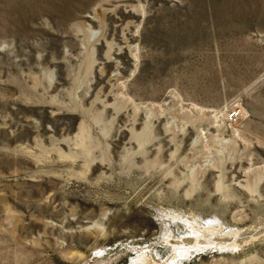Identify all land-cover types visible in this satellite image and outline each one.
<instances>
[{
	"label": "rangeland",
	"instance_id": "obj_1",
	"mask_svg": "<svg viewBox=\"0 0 264 264\" xmlns=\"http://www.w3.org/2000/svg\"><path fill=\"white\" fill-rule=\"evenodd\" d=\"M137 248L264 264V0H0V264Z\"/></svg>",
	"mask_w": 264,
	"mask_h": 264
},
{
	"label": "bare ground",
	"instance_id": "obj_2",
	"mask_svg": "<svg viewBox=\"0 0 264 264\" xmlns=\"http://www.w3.org/2000/svg\"><path fill=\"white\" fill-rule=\"evenodd\" d=\"M240 114H243V115H245L246 114V111H245V109H243L242 111H241V113ZM236 116V114L235 115H233V116H231L232 118V120H233V118ZM167 244V243H166ZM138 249L140 250V249H142V248H137V249H135V251L137 252V253H139L138 254V257L136 258V260H135V262L137 263V264H157V262H153L154 261V258H149V251L150 250H148V249H142L143 251H138ZM191 253H189V254H187V255H184L185 257L186 256H188V255H190ZM182 257V256H181ZM192 258V257H191ZM177 259V258H176ZM184 262V261H183Z\"/></svg>",
	"mask_w": 264,
	"mask_h": 264
},
{
	"label": "built area",
	"instance_id": "obj_3",
	"mask_svg": "<svg viewBox=\"0 0 264 264\" xmlns=\"http://www.w3.org/2000/svg\"><path fill=\"white\" fill-rule=\"evenodd\" d=\"M239 110H237V112H238ZM233 114V113H232ZM232 118V117H231ZM237 117L235 116L234 118H233V120H235ZM230 120H232V119H230Z\"/></svg>",
	"mask_w": 264,
	"mask_h": 264
}]
</instances>
